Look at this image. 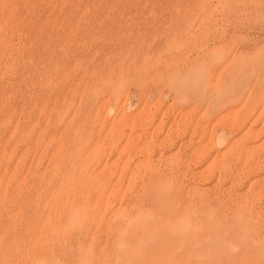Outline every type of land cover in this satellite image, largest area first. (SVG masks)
<instances>
[{
  "label": "rangeland",
  "instance_id": "374dc122",
  "mask_svg": "<svg viewBox=\"0 0 264 264\" xmlns=\"http://www.w3.org/2000/svg\"><path fill=\"white\" fill-rule=\"evenodd\" d=\"M0 264H264V0H0Z\"/></svg>",
  "mask_w": 264,
  "mask_h": 264
},
{
  "label": "bare ground",
  "instance_id": "6f19581e",
  "mask_svg": "<svg viewBox=\"0 0 264 264\" xmlns=\"http://www.w3.org/2000/svg\"><path fill=\"white\" fill-rule=\"evenodd\" d=\"M247 203V202H246ZM244 206H246L245 208H247V204H245ZM254 210V209H253Z\"/></svg>",
  "mask_w": 264,
  "mask_h": 264
}]
</instances>
